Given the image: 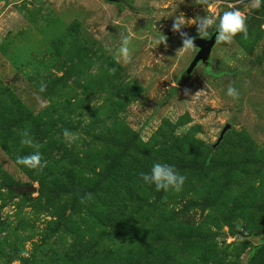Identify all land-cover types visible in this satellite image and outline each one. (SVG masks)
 Instances as JSON below:
<instances>
[{
	"label": "rangeland",
	"instance_id": "rangeland-1",
	"mask_svg": "<svg viewBox=\"0 0 264 264\" xmlns=\"http://www.w3.org/2000/svg\"><path fill=\"white\" fill-rule=\"evenodd\" d=\"M232 7L248 38L185 76L197 49L176 55L175 16ZM262 26L264 0H0V264H264ZM122 33L128 64L115 59ZM26 128L43 169L16 163L34 151ZM157 162L186 177L182 191L142 181Z\"/></svg>",
	"mask_w": 264,
	"mask_h": 264
},
{
	"label": "clouds",
	"instance_id": "clouds-1",
	"mask_svg": "<svg viewBox=\"0 0 264 264\" xmlns=\"http://www.w3.org/2000/svg\"><path fill=\"white\" fill-rule=\"evenodd\" d=\"M203 2L206 4L207 0H203ZM250 2L252 6L256 8H259L261 5V0H250ZM124 11H127L126 6ZM206 13L207 14L204 16L197 15L195 18H187L183 12L175 16L172 31L179 33L182 37V47L177 49L176 55L194 51L197 47L195 44L196 37L189 36L188 33L182 31V29L187 26L195 25L197 27V34L201 39H206L210 35V30L214 29L215 33H217L215 37L216 43L231 44L234 41V38L240 34H242L244 39L248 38L247 17L238 7H232L219 15L215 13ZM120 39L121 44L118 49V54L115 57L116 62L123 64L131 63L133 58V35L131 33H122ZM156 43L158 45L163 44L167 47L168 37L161 33L158 36ZM46 88L47 85L42 82L39 88V93H44ZM185 95L195 97L199 95V92L192 95L190 90L186 89ZM227 95L233 99H239L240 92L236 87L229 85L227 88ZM36 100L40 107L48 106L47 101H45L39 94L36 95ZM63 136L70 144L77 139L75 133L69 129L63 130ZM21 144L33 148L34 151L26 156H18L16 159L17 164L29 169H43L47 167V160L39 150L41 147L40 144L34 140L30 130L27 128L21 133ZM140 178L145 184L154 185L156 191H163L165 193H169L170 191L178 193L182 191L186 181V177L181 174L175 166L159 162L154 163L150 171L141 172ZM90 199H92V194L87 193L85 196L81 197V203ZM165 199H167L166 196ZM21 255L27 256V253L22 252Z\"/></svg>",
	"mask_w": 264,
	"mask_h": 264
},
{
	"label": "water",
	"instance_id": "water-1",
	"mask_svg": "<svg viewBox=\"0 0 264 264\" xmlns=\"http://www.w3.org/2000/svg\"><path fill=\"white\" fill-rule=\"evenodd\" d=\"M108 2H116L119 3L120 0H107ZM217 33H215V31L213 32V34L206 38V39H201L199 36H195V44H196V49H197V53L195 55V57L193 58V60L191 61L189 67L184 71V75H190L194 69L200 64L203 63L205 65H209L210 64V58L212 55V51L213 48L215 47L216 43V37ZM231 129V124H227L225 125V127L223 128V130L221 131V134L217 140V142L215 144H213V147H217L221 141L224 139L225 134ZM20 193L23 192H34L37 190V187H35L34 185H24L21 187H18L17 189Z\"/></svg>",
	"mask_w": 264,
	"mask_h": 264
},
{
	"label": "trees",
	"instance_id": "trees-1",
	"mask_svg": "<svg viewBox=\"0 0 264 264\" xmlns=\"http://www.w3.org/2000/svg\"><path fill=\"white\" fill-rule=\"evenodd\" d=\"M122 2V1H121ZM222 142V141H221ZM219 146V145H218Z\"/></svg>",
	"mask_w": 264,
	"mask_h": 264
}]
</instances>
